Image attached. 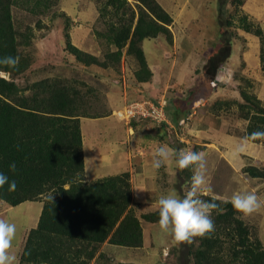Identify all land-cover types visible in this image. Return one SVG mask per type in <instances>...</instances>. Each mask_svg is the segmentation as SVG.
Returning a JSON list of instances; mask_svg holds the SVG:
<instances>
[{
  "label": "rangeland",
  "instance_id": "rangeland-1",
  "mask_svg": "<svg viewBox=\"0 0 264 264\" xmlns=\"http://www.w3.org/2000/svg\"><path fill=\"white\" fill-rule=\"evenodd\" d=\"M157 2L170 14L172 23L168 26L170 34L161 33L142 41L152 72L147 82L135 79L138 63L125 48L116 68L85 66L66 49L67 32L72 44L99 60H103L106 52L116 50L98 35L107 30L105 21L99 17L100 0H51L49 7L40 6L34 12L21 5L12 6L15 28L18 32L28 29L31 32L29 42L19 47L26 68L14 80L18 92L30 95L34 82L59 79L87 94L92 107L88 110L90 113L112 115L104 121L85 117L81 120L85 144L99 142L97 146L101 150L96 166L86 161L87 177L91 172H98L96 175L101 177L114 175L118 170L129 172L131 207L141 224L142 245L135 248L109 245L105 256L93 264H194L189 252L191 243L173 244L171 236L159 228L158 220L151 222L142 217L157 211L162 195L174 193L183 198L193 174L191 168L187 176L179 174L175 157L160 169H153L152 154L158 146L206 153L205 188L211 189L208 196L229 200L235 192L254 191L264 199V142L246 139L248 121L240 117L239 108L243 102L241 88L255 94L264 108V71L259 57L261 41L238 24V18L245 14L264 34V0H243L237 7L231 0L227 2L226 16L233 19L229 27L231 53L214 77L207 73L206 63L219 42L217 0ZM203 71L206 76L202 97L192 104L183 123L169 126L139 117L127 121L116 116L117 108L108 105L110 89H114L112 93L118 97L120 95V108L130 101L160 100L162 97L169 101L176 96L184 97L197 84ZM0 76L8 79L5 73ZM109 147L115 150L116 156L110 149V155H105ZM248 166L262 174L251 176L245 171ZM51 194L48 192L40 199ZM36 213L34 203L10 206L0 200V218L17 226L12 252L20 247L25 231L34 226ZM241 218L249 227L251 237L258 238L264 247V205L251 215L241 214ZM227 246L225 242L224 253Z\"/></svg>",
  "mask_w": 264,
  "mask_h": 264
},
{
  "label": "trees",
  "instance_id": "trees-1",
  "mask_svg": "<svg viewBox=\"0 0 264 264\" xmlns=\"http://www.w3.org/2000/svg\"><path fill=\"white\" fill-rule=\"evenodd\" d=\"M51 0H0V58L19 57L15 68L0 65V172L15 180L16 188L0 187V200L10 206L45 197L34 228L27 234L19 264H89L98 255L103 242L124 247L142 245V228L131 207L129 172L124 171L96 180H83L84 162L80 118H98L108 112H92L87 94L59 79H42L32 84L30 95L18 92L17 75L25 70V58L19 51L30 39V29L18 32L12 15V6L21 5L34 12L40 6L49 7ZM99 17L107 25L98 33L116 47L106 52L103 60L89 54L69 40L65 33L66 49L85 66L116 68L122 49L132 55L138 68L134 75L138 82L152 77L142 48V41L159 34H170V14L157 0H100ZM229 0H217L219 42L208 57L207 73L214 77L231 53L233 19L226 16ZM237 6L243 0H231ZM109 16L108 19H105ZM240 28L251 32L261 41L260 63L264 71V34L262 29L248 20L238 18ZM19 36H21L19 38ZM206 71L186 96L167 101L166 114L172 124H178L191 109L195 100L202 97ZM247 82V80H245ZM243 102L239 104L240 117L246 119L245 137L255 131L264 132V108L255 94L241 88ZM264 142V139H248ZM15 163L16 171L9 165ZM251 176L262 173L253 166L246 168ZM187 176L189 169L179 170ZM212 196L201 195L210 201ZM227 200H217V210L211 213L214 231L195 237L189 251L194 264H264V247L250 230L241 213L236 212ZM142 217L151 222L159 219L158 211ZM228 246L223 252L225 242Z\"/></svg>",
  "mask_w": 264,
  "mask_h": 264
},
{
  "label": "clouds",
  "instance_id": "clouds-1",
  "mask_svg": "<svg viewBox=\"0 0 264 264\" xmlns=\"http://www.w3.org/2000/svg\"><path fill=\"white\" fill-rule=\"evenodd\" d=\"M19 57L6 56L0 58V65L15 68ZM246 139H264V132L255 131ZM175 157L176 167L183 171L192 169L190 187L183 198L174 193L159 197L157 202L159 228L172 238L173 244L192 243L193 238L203 237L214 231L215 225L211 213L219 208L216 201L219 197L212 196L210 201L201 199V195H208L210 188H205V159L206 153L195 151H176L167 145L158 146L152 154L153 169H160L170 158ZM12 172L16 171L15 163L9 165ZM9 185V190L16 188L15 180L0 172V187ZM225 203H231L233 209L243 216L251 215L264 205V199L254 191L235 192ZM17 226L0 218V264H19L17 255L11 251L16 237Z\"/></svg>",
  "mask_w": 264,
  "mask_h": 264
},
{
  "label": "crops",
  "instance_id": "crops-1",
  "mask_svg": "<svg viewBox=\"0 0 264 264\" xmlns=\"http://www.w3.org/2000/svg\"><path fill=\"white\" fill-rule=\"evenodd\" d=\"M112 91L113 92H115V90L114 89H110V91H108L109 93H108V95H109V99H108V105H109V107H111V108H117L118 109V106H119V108H120V104H122V100L120 99L121 97H120V95H119V97L116 95V94H114V93H112ZM176 97H179V98H182V96H176ZM198 100V99H197ZM197 100H195L194 101V103L197 101ZM110 116H112V115H107V116H102V117H98V118H88V119H98V120H102V121H104V120H106L107 118H109ZM83 119V117H81L80 118V130H81V120ZM84 119H86V117L84 118ZM105 125H107V128H108V130H109V132L111 133V127L108 125V122H106V124ZM81 135H82V132H81ZM97 145H100V143L98 142V144ZM96 144H94L93 143V141H91L88 145H86L85 144V141H84V137H83V135H82V152H83V162H84V171H83V180L85 181V182H89V181H92V180H96V179H98V178H102L101 177V175H96V174H98V172H96V173H94V172H91L90 174V176H88L87 177V167H86V161H88L89 162V164H91V162L92 163H94L95 164V166H96V161L98 160V161H100V158H101V156H100V149L98 148V146H97ZM103 145V144H102ZM116 145V144H115ZM115 147V146H114ZM109 149L110 150H113L112 149V147L110 148H108V149H106V152H105V155H110V151H109ZM105 150V149H104ZM113 154H114V156H116L115 155V150H113ZM109 159V158H108ZM92 166V165H91ZM121 168V167H120ZM123 171H126L125 169L124 170H118L117 172L118 173H120V172H123ZM118 173H116V174H118ZM115 175V174H114ZM43 199H37V200H32V201H24V202H22V203H20V204H23V203H34L35 205H37V219L35 220V224H34V226L32 227V228H34L35 226H36V224H37V222H38V218H39V215H40V213H41V209H42V206H43V201H42ZM20 204H18V205H20ZM31 228H29V229H27L26 231H25V233H24V237H23V239H22V242H21V244H20V247L17 249V251L15 252V254L17 255V257H18V259L20 260V255H21V252H22V250H23V247H24V244H25V240H26V237H27V234H28V232H29V230H30ZM109 245H110V247L111 246H113L112 244H106V242H103L102 244H101V246H100V248H99V252H102L103 254L104 253H106V251L105 250H107V247H109ZM115 247H119V245H114ZM104 256H105V254H104ZM99 256L98 255H96L91 261H90V263L89 264H93L94 262H95V260L96 259H98L99 260ZM101 259V258H100Z\"/></svg>",
  "mask_w": 264,
  "mask_h": 264
},
{
  "label": "built area",
  "instance_id": "built-area-1",
  "mask_svg": "<svg viewBox=\"0 0 264 264\" xmlns=\"http://www.w3.org/2000/svg\"><path fill=\"white\" fill-rule=\"evenodd\" d=\"M166 98L160 100L144 99L141 101H130L115 111L117 117L130 121L134 117L148 119L158 124L171 126L172 123L166 114ZM181 119L183 123L184 119ZM126 121V122H127Z\"/></svg>",
  "mask_w": 264,
  "mask_h": 264
}]
</instances>
